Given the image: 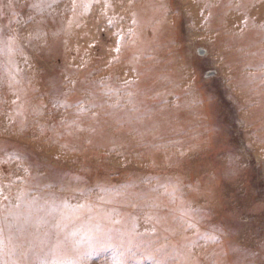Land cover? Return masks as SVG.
I'll return each instance as SVG.
<instances>
[{"label": "rangeland", "instance_id": "rangeland-1", "mask_svg": "<svg viewBox=\"0 0 264 264\" xmlns=\"http://www.w3.org/2000/svg\"><path fill=\"white\" fill-rule=\"evenodd\" d=\"M0 264H264V0H0Z\"/></svg>", "mask_w": 264, "mask_h": 264}]
</instances>
